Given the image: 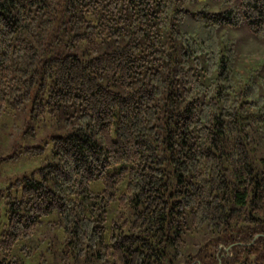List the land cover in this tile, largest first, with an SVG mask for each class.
<instances>
[{
	"label": "trees",
	"instance_id": "trees-1",
	"mask_svg": "<svg viewBox=\"0 0 264 264\" xmlns=\"http://www.w3.org/2000/svg\"><path fill=\"white\" fill-rule=\"evenodd\" d=\"M24 101L72 126L0 155L49 142L0 188V264L42 222L53 264H264V0H0V112Z\"/></svg>",
	"mask_w": 264,
	"mask_h": 264
},
{
	"label": "rangeland",
	"instance_id": "rangeland-1",
	"mask_svg": "<svg viewBox=\"0 0 264 264\" xmlns=\"http://www.w3.org/2000/svg\"><path fill=\"white\" fill-rule=\"evenodd\" d=\"M230 33L235 37L237 43L236 68L239 70L247 61L253 62L262 54V45L253 39L245 30L241 28L230 29ZM65 48V46H64ZM70 51L74 48L68 47ZM60 112L54 115H43L42 117L32 118L29 116L28 102L24 101L17 106L7 107L0 112V155L9 153L21 144H43L48 141V135L51 133H64L72 126L70 118H63ZM49 142L44 146V152L41 154L25 155L20 154L16 157H10L0 160V188L3 187L7 179L21 171L29 170L31 167L38 165L43 161L44 156L48 153ZM99 186L98 180L90 182L91 188ZM55 214L49 213L43 217V220L52 219ZM2 205L0 202V227L2 225ZM61 237L60 229L55 227L52 231L46 228L42 222L33 234L30 254L23 255L24 264H39L40 258L42 264H53L54 252L53 242ZM56 240V241H55ZM21 241L16 242L12 251L17 253V247ZM54 264H59L56 262Z\"/></svg>",
	"mask_w": 264,
	"mask_h": 264
}]
</instances>
